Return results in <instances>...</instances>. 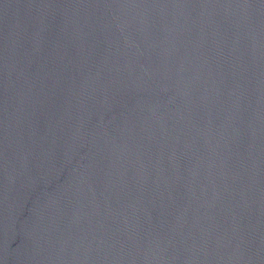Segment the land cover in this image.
Returning a JSON list of instances; mask_svg holds the SVG:
<instances>
[{
  "label": "water",
  "instance_id": "water-1",
  "mask_svg": "<svg viewBox=\"0 0 264 264\" xmlns=\"http://www.w3.org/2000/svg\"><path fill=\"white\" fill-rule=\"evenodd\" d=\"M0 264H264V0H0Z\"/></svg>",
  "mask_w": 264,
  "mask_h": 264
}]
</instances>
